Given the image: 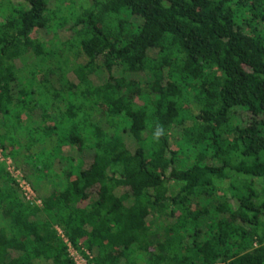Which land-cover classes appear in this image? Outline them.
Wrapping results in <instances>:
<instances>
[{"label": "trees", "instance_id": "obj_1", "mask_svg": "<svg viewBox=\"0 0 264 264\" xmlns=\"http://www.w3.org/2000/svg\"><path fill=\"white\" fill-rule=\"evenodd\" d=\"M84 1L0 0V264H264V0Z\"/></svg>", "mask_w": 264, "mask_h": 264}, {"label": "rangeland", "instance_id": "obj_2", "mask_svg": "<svg viewBox=\"0 0 264 264\" xmlns=\"http://www.w3.org/2000/svg\"><path fill=\"white\" fill-rule=\"evenodd\" d=\"M11 1H13V2H15L16 0H11ZM74 1H76V3L78 4V5H81V4H85V5H88V2L87 1H84V0H74ZM66 5H67V3H66ZM68 35V32L66 31V29H65V31H60V33H59V38H64V37H66ZM40 37L42 38V40H48L49 38H51L52 37V35L51 34H49V33H44V32H42V33H40ZM80 62H85V60L84 59H82ZM68 76H69V78H70V80H73L74 79V76L71 74V73H69L68 74ZM94 78V79H93ZM93 80L97 83L98 81H100V75L97 77V76H93ZM171 146H173V144H171ZM0 160H2V161H5V164H6V170L9 172V174L14 178V180L17 182V184H18V192L19 193H21L22 194V198L26 201V202H28L27 200H26V197H25V193H24V191H23V189H22V187H21V185L23 184V183H25L26 185H29V187H30V189L32 190V193H33V196H34V200L36 201H40V196H42V195H44V190L41 188V187H38V190H39V193L37 192V191H35L34 189H33V187H32V183H34V182H32L31 184L29 183V182H27L24 178H23V176H22V174H21V172L20 171H18L17 169H15L14 168V164L12 163L13 161H12V159L11 158H8V159H0ZM174 183L173 182H170L169 183V187H170V189L172 190L173 189V187H174ZM220 201V198H218V197H215V198H213V199H211V200H208L207 201V205L210 207V206H212V205H215V204H217L218 202ZM2 224H3V222L0 220V227L2 226ZM69 254H70V256H71V258L73 259V261H74V263L75 264H90V262H88V260H86L84 257H82L77 251H75L74 249H72V248H70L69 249Z\"/></svg>", "mask_w": 264, "mask_h": 264}, {"label": "built area", "instance_id": "obj_3", "mask_svg": "<svg viewBox=\"0 0 264 264\" xmlns=\"http://www.w3.org/2000/svg\"><path fill=\"white\" fill-rule=\"evenodd\" d=\"M21 187L25 193L24 195L26 197V200L30 202L31 205H36V206L41 205L40 201L34 200V196H33L32 190L30 189L29 185H26L25 183H23Z\"/></svg>", "mask_w": 264, "mask_h": 264}]
</instances>
